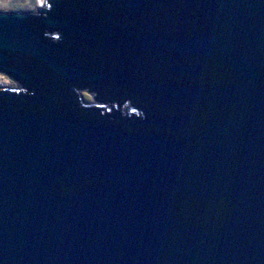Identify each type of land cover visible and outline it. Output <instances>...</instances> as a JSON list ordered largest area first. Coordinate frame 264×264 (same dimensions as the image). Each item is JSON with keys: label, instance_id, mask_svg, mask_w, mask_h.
<instances>
[{"label": "water", "instance_id": "95a60500", "mask_svg": "<svg viewBox=\"0 0 264 264\" xmlns=\"http://www.w3.org/2000/svg\"><path fill=\"white\" fill-rule=\"evenodd\" d=\"M0 74V264H264V0L0 11Z\"/></svg>", "mask_w": 264, "mask_h": 264}, {"label": "rangeland", "instance_id": "374dc122", "mask_svg": "<svg viewBox=\"0 0 264 264\" xmlns=\"http://www.w3.org/2000/svg\"><path fill=\"white\" fill-rule=\"evenodd\" d=\"M43 1V0H42ZM42 4V3H41ZM38 0H0V11L2 12H17V11H33L38 5H41ZM18 5L24 8H18ZM26 6L28 8H26ZM5 82V83H4ZM0 88L15 89L16 84L6 76L0 74ZM86 96V103H90L91 99L88 94L82 92Z\"/></svg>", "mask_w": 264, "mask_h": 264}, {"label": "trees", "instance_id": "16d2710c", "mask_svg": "<svg viewBox=\"0 0 264 264\" xmlns=\"http://www.w3.org/2000/svg\"><path fill=\"white\" fill-rule=\"evenodd\" d=\"M11 3H14V0H11ZM18 8H24V7L18 5ZM26 8H28V7L26 6ZM80 96H81V98H82V100H83L84 102H87V100H86V96H84V94H80Z\"/></svg>", "mask_w": 264, "mask_h": 264}, {"label": "bare ground", "instance_id": "6f19581e", "mask_svg": "<svg viewBox=\"0 0 264 264\" xmlns=\"http://www.w3.org/2000/svg\"><path fill=\"white\" fill-rule=\"evenodd\" d=\"M39 1V3L41 4L42 3V0H38ZM5 83V82H4Z\"/></svg>", "mask_w": 264, "mask_h": 264}]
</instances>
